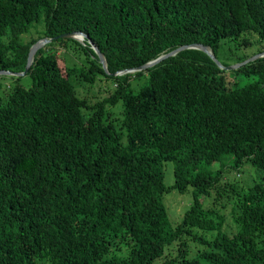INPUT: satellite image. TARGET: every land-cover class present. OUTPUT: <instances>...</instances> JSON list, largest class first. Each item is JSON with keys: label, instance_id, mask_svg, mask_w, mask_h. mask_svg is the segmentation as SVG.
<instances>
[{"label": "trees", "instance_id": "trees-1", "mask_svg": "<svg viewBox=\"0 0 264 264\" xmlns=\"http://www.w3.org/2000/svg\"><path fill=\"white\" fill-rule=\"evenodd\" d=\"M71 32L88 38L45 43L28 84L9 75L0 91V264H264V55L228 71L184 49L127 72L182 45L217 58L225 39L264 40V0H0V70L23 71L35 42ZM68 40L88 66L49 50ZM97 74L113 85L93 102L78 85ZM244 161L260 178L238 188L223 173ZM189 186L173 225L163 196ZM211 191L233 199L236 230L203 208Z\"/></svg>", "mask_w": 264, "mask_h": 264}, {"label": "rangeland", "instance_id": "rangeland-1", "mask_svg": "<svg viewBox=\"0 0 264 264\" xmlns=\"http://www.w3.org/2000/svg\"><path fill=\"white\" fill-rule=\"evenodd\" d=\"M39 36L40 32L33 33V38H38ZM244 36H247L250 39V44L248 46L237 47L236 40L225 39L221 42V47L217 52L216 59L222 63L224 59H227L229 64L226 66H233L240 63L234 62V60L237 59L236 57L248 56L246 58L248 59L255 56L259 50L264 48V40H258L256 35L246 33ZM43 46L44 44L41 45V47ZM49 50L55 52L57 56L62 57L67 65L88 66L90 64L84 49L79 45H76L72 42V40L67 41V46L63 44H54L51 48H49ZM228 71H226L225 75L227 76V80L229 79V81L232 82L233 74ZM0 75V91H2L4 86L7 89L12 85V83L17 82V79L11 78V76L7 74ZM99 78L100 75L97 74V81H95L92 85L84 83L82 85H78L79 94L82 96L88 95L91 97L93 102L106 97L112 91L113 84L110 81H105L103 77L101 79ZM72 80H74V77ZM29 81V76L21 75L18 82L27 85ZM2 95L3 92H0V96ZM111 110H113L115 114H118L119 112V108L117 106L112 107ZM230 160L231 157L228 156L225 161L227 165L230 163ZM218 164L219 162L216 161L207 167L209 169L217 168L219 167ZM223 178L227 181L233 182L238 188H240L241 186L247 187L252 185L260 178V175L255 167H253L248 161H244L239 168H230L225 171L223 173ZM164 182L167 186L172 185L174 182L173 163L171 161H166L164 163ZM199 200L201 201L203 208L209 210L213 215L223 214V216H225V228L228 227V231H234L237 229L234 223H232L230 215L231 206L233 204L232 198L230 200H226L224 197L217 199L215 191H211L208 194L199 195ZM192 201L193 196L191 186H189L183 193L178 192L176 189H170L164 194L163 203L171 224L174 225L181 221L184 212L189 208Z\"/></svg>", "mask_w": 264, "mask_h": 264}, {"label": "water", "instance_id": "water-1", "mask_svg": "<svg viewBox=\"0 0 264 264\" xmlns=\"http://www.w3.org/2000/svg\"><path fill=\"white\" fill-rule=\"evenodd\" d=\"M57 38H73V39L78 40L79 42H82L81 40H84L85 38H88V35L83 33V32H71V33L61 34V35L56 36L54 38H42V39L38 40L37 42H35L30 47L29 52H28V56H27L26 67H25V69L23 71H21V72H11L9 70L8 71L7 70L6 71L0 70V74H7V75H12V76L25 75L26 72L28 71V68L30 67V65H31V63L33 61V58H34V55H35V52L37 51V49L40 48L42 44H45V43L50 42L53 39H57ZM88 43L90 44V46L92 47L94 52L97 54L98 59H99L100 63L102 64L103 69L105 71H107L106 60H105V57L103 56V54L100 52V50L97 48V46L90 39L88 40ZM184 49H199V50L203 51L204 53H206L216 63V65L218 67L224 68L226 70L237 68V67H239L242 64H245V63H247L249 61H253L254 59L264 55V53L263 54H256L255 56H253L251 58H248V59H246V60H244V61H242V62H240V63H238L236 65L223 66L221 64V62L216 59L215 55L212 52V49L209 46L204 45V44L194 43V44H190V45L179 46L176 49L171 50V51H169V52H167L165 54H162L159 57H157L156 59H153V60L141 65L139 68L134 69V70H127V72H129V71L132 72V71L143 70V69L149 68V67L159 63L160 61H162L165 58H168L170 56H174L176 53H178V52H180V51H182ZM118 74H121V72H119Z\"/></svg>", "mask_w": 264, "mask_h": 264}, {"label": "bare ground", "instance_id": "bare-ground-1", "mask_svg": "<svg viewBox=\"0 0 264 264\" xmlns=\"http://www.w3.org/2000/svg\"><path fill=\"white\" fill-rule=\"evenodd\" d=\"M80 37V36H79ZM83 42V40H81Z\"/></svg>", "mask_w": 264, "mask_h": 264}]
</instances>
